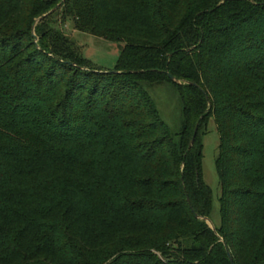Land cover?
<instances>
[{"label":"trees","instance_id":"obj_1","mask_svg":"<svg viewBox=\"0 0 264 264\" xmlns=\"http://www.w3.org/2000/svg\"><path fill=\"white\" fill-rule=\"evenodd\" d=\"M57 5L0 0V264H264V0ZM59 9L123 44L112 71L42 26ZM160 83L181 103L176 137L144 88Z\"/></svg>","mask_w":264,"mask_h":264},{"label":"rangeland","instance_id":"obj_2","mask_svg":"<svg viewBox=\"0 0 264 264\" xmlns=\"http://www.w3.org/2000/svg\"><path fill=\"white\" fill-rule=\"evenodd\" d=\"M44 1L54 6L62 0ZM63 13L62 9L57 10L43 22L42 26L49 31L58 33L67 42L65 46H69L70 50L82 58L85 63L87 61L86 64L89 67L103 72L112 71L123 44L108 42L88 33L77 31L73 19L63 18ZM144 88L153 100L161 120L169 128L172 136L176 137L182 128L181 103L176 89L170 83L146 84ZM202 145L201 178L211 191L209 220L214 227H217L220 222L218 202L220 186L215 170L218 134L212 119L207 123L205 135L202 137Z\"/></svg>","mask_w":264,"mask_h":264},{"label":"water","instance_id":"obj_3","mask_svg":"<svg viewBox=\"0 0 264 264\" xmlns=\"http://www.w3.org/2000/svg\"><path fill=\"white\" fill-rule=\"evenodd\" d=\"M64 1H65V0H62V2H64ZM58 7H59V5H57L54 9H52L51 11H49L46 15H44V17H45V16H48L49 14H51L52 12H54L55 9L58 8ZM32 37H33L34 39H36V37H35L34 34H32ZM166 76H167V78H168L172 83L177 84V85L180 84V81L176 80L173 76H171V75H169V74H167ZM191 85L194 86V87H196V88H198V90H199V91L204 95V97L207 99V96H206L205 92H204L202 89H200V88H199L197 85H195V84H191ZM196 132H197V126L195 127L194 132H193V135H192V137H191V139H190V142H189V144H188V147H187L188 150H190V148L192 147V145H193V143H194V138H195ZM196 217H197V216H196ZM201 219H202V220H203V221L209 226V228H210L211 230L214 231V226L211 224V222H210L209 219H207V218H201ZM226 253H227V257H228V260H229L230 264H234V263H233V260H232V257H231V255H230V253H229L228 251H227Z\"/></svg>","mask_w":264,"mask_h":264}]
</instances>
